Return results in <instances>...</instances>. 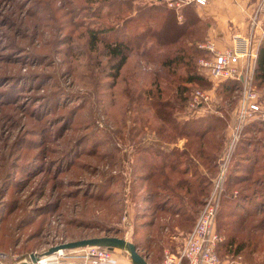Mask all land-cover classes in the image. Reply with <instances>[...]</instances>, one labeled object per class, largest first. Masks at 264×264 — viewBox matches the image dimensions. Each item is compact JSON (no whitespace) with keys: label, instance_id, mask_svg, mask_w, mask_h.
<instances>
[{"label":"rangeland","instance_id":"obj_1","mask_svg":"<svg viewBox=\"0 0 264 264\" xmlns=\"http://www.w3.org/2000/svg\"><path fill=\"white\" fill-rule=\"evenodd\" d=\"M144 1L0 0L3 262L111 233L151 238L140 252L161 260L194 225L225 164L216 229L223 238L228 222L237 228L243 259L236 264H264V81L254 79L256 58L241 59L253 67L248 85L226 89L232 82L211 78L199 62L211 57L205 21L193 24V36L173 41L182 6L160 25V45L151 35L146 49L130 42L115 75L107 43L140 32L149 18L138 8ZM257 36L256 50L264 29ZM179 48L192 55L193 71L175 58ZM193 72L202 78L190 80ZM250 91L258 109L249 106ZM198 92L208 95L201 105L194 103ZM193 118L199 131L189 125Z\"/></svg>","mask_w":264,"mask_h":264},{"label":"built area","instance_id":"obj_2","mask_svg":"<svg viewBox=\"0 0 264 264\" xmlns=\"http://www.w3.org/2000/svg\"><path fill=\"white\" fill-rule=\"evenodd\" d=\"M165 1L168 6L179 9L187 4H206L208 0H156ZM259 11L264 13V0L259 3ZM263 23V22H262ZM264 29V28H263ZM262 29V30H263ZM254 34L236 33L233 42L224 47H218L215 43H204L211 57H201V67L215 80L238 79L248 85L249 74L253 67L242 65L241 59L256 58L257 50ZM254 92H248L251 98L249 106L258 109L259 105L252 99ZM208 99V95L198 92L195 96V104L201 105ZM225 164L221 167L220 174L213 179V190L210 197L206 198L203 207L197 212L195 223L183 237V244L177 251L166 250L164 258L158 261H149V264H236L234 258L223 259L218 251L222 235L215 225L216 215L221 201V193L224 186ZM105 245H87L72 249H59L47 255L46 264H108L112 259L114 250ZM39 264L38 260L34 262ZM241 264V263H240Z\"/></svg>","mask_w":264,"mask_h":264},{"label":"trees","instance_id":"obj_3","mask_svg":"<svg viewBox=\"0 0 264 264\" xmlns=\"http://www.w3.org/2000/svg\"><path fill=\"white\" fill-rule=\"evenodd\" d=\"M161 4L162 5L165 4V1L148 0V1H144V3L142 2V4H139L138 8L140 10L141 9L144 10L143 14L144 15L148 14V17H149L145 21L142 19V21H144V25H143L142 29L140 30V32L137 35H129L128 33L123 32L122 34H124L123 35L124 37L117 36L114 38V40L107 43V46H108V49L110 50V53L112 54V56L114 58H116V61L113 64V66L115 68V73H114L115 75H118L119 70L121 69V67L123 66V64L125 63V61L127 59V50L131 48L130 42H141V44L144 46V49H146L147 48L146 45H148V46L154 45L153 40L150 37V35H151V36H155V38L157 40V42H155V43L160 45V41H161L160 40V25H162L163 23L166 22L167 16L172 11L174 13L178 12L174 8L165 6L166 4L163 6ZM160 7L162 9H160ZM186 7L192 8L193 14L189 15ZM181 10L184 11L183 15H184L185 19L183 21L175 20V22L180 27V29H178L179 32H178L177 36L174 38V40H173L174 42H177V41L180 42V40H183L181 38L184 35H186V36L192 35L193 36L194 33L191 30L193 24H196V23L201 22V21H205L206 22L205 30L210 25L209 20H207V19H205L199 15V13L196 10V5L194 3L185 5ZM148 12H150V13H148ZM177 14H175V17H177ZM150 20H157V23L155 21V24H152V22ZM148 21H149V23H148ZM111 29H113V27H111V26L110 27H104L102 29V31H99V33H101V32L104 33L107 30H111ZM205 30H204V37H205L208 29L206 32H205ZM189 32L191 34H188ZM94 38L95 39L98 38L97 34L94 35ZM93 42H95V41H93ZM168 42H169L168 40H164L162 42L164 44H162V45H165ZM191 57H192V55L190 53H186L183 48H179V50H177V55L175 58L179 61H183L186 64V68L188 71H193L192 70L193 65L191 62ZM255 61L256 62H255V69H254V79H256L258 82H263L264 81V38H263V40H262V42L258 48ZM169 62L171 63L173 61L171 60ZM201 78H202V76L197 72H193L190 74V80H198ZM222 82H225V83L226 82H232V83H228L227 87H226V89L230 90L233 87V83H239L240 80H238V79H226V80H222ZM157 100H158L157 104H159V105L163 104L161 102V99H157ZM157 111H158V109H157ZM204 121H206V120H204ZM195 124H197V119L193 118L189 125H191L192 130L199 131L198 129H196L197 125H195ZM215 126H216V123L213 121H208V123L206 125V127L209 129H213V128H215ZM181 132H183V131H181ZM200 134H201V132H199L198 135H200ZM173 167L176 168V165H174ZM208 183H210V182L208 181ZM204 201L200 202L201 206L198 209V211L201 209ZM184 212L186 213V211H184ZM186 214H187V216H189L188 215L189 213H186ZM250 214H252V213H250ZM239 216L241 219L240 222H242V216H243L242 213H239ZM186 219H188V217H186ZM194 222H195V220H194ZM231 223L232 222H228V226H226V227H228V229H230V231L228 233H226L225 235H223L224 237L222 238V241L219 244L218 251H219V254L222 258H223L222 255H224L223 253H221V250H220L222 248L226 252L225 253L226 257H229L231 259L236 258V257L242 258V256H243L242 255L243 243H241V242L237 243L236 242L235 230L237 231V228H234V227L231 228V226H230ZM192 227H191V229H192ZM191 229H188L187 231H185V233L182 236L181 243L179 245H177V248L174 249L173 251H177L178 248H180L182 246L184 235ZM114 234L115 233H111V235H114ZM147 240L149 241L148 243H145V240L141 239V237L133 240V242L136 244L139 252H140L141 247L142 248H148V245L151 242V238L149 240V238L147 237ZM140 253L143 255L142 252H140ZM159 259H162V258H159ZM223 259H226V258H223ZM148 260L153 261L149 258H148Z\"/></svg>","mask_w":264,"mask_h":264},{"label":"crops","instance_id":"obj_4","mask_svg":"<svg viewBox=\"0 0 264 264\" xmlns=\"http://www.w3.org/2000/svg\"><path fill=\"white\" fill-rule=\"evenodd\" d=\"M260 1L208 0L206 4L195 5L199 15L210 21L208 38L215 43L231 44L236 33L257 35L263 29ZM125 252L116 249L108 264H132L130 256Z\"/></svg>","mask_w":264,"mask_h":264},{"label":"water","instance_id":"obj_5","mask_svg":"<svg viewBox=\"0 0 264 264\" xmlns=\"http://www.w3.org/2000/svg\"><path fill=\"white\" fill-rule=\"evenodd\" d=\"M105 245L110 248H120L128 253L131 258L132 264H149V261L146 256L142 255L138 249L136 244L127 239L126 237H120L117 235H102V236H92V237H84L69 241L60 242L48 247L42 254H52L59 249H72L87 245ZM40 255L32 252L29 253L25 259H22L17 264H32L33 262L39 259ZM0 264H7L0 260Z\"/></svg>","mask_w":264,"mask_h":264},{"label":"bare ground","instance_id":"obj_6","mask_svg":"<svg viewBox=\"0 0 264 264\" xmlns=\"http://www.w3.org/2000/svg\"><path fill=\"white\" fill-rule=\"evenodd\" d=\"M39 264H46L47 262V254L42 255L39 260H38Z\"/></svg>","mask_w":264,"mask_h":264}]
</instances>
